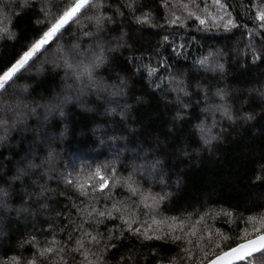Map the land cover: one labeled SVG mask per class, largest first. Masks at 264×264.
Segmentation results:
<instances>
[{"label":"snow or ice","instance_id":"1","mask_svg":"<svg viewBox=\"0 0 264 264\" xmlns=\"http://www.w3.org/2000/svg\"><path fill=\"white\" fill-rule=\"evenodd\" d=\"M36 4H39L38 11ZM212 4L217 12H207L203 17L191 10L196 0H188L182 7L188 17H195L198 31L222 28L225 32H232L233 29L241 28L249 38L258 37L259 47L251 42L246 47L250 49L253 64L264 62V3L252 0L248 6L249 12L256 9L255 15L251 17L255 25L253 28L237 23L228 0H212ZM160 6L170 7L168 0H160ZM24 11L36 13L35 24L39 26L38 30L31 39L15 48L9 57L0 59V146L11 145L13 133L17 137L15 145L9 149L11 155H0V252H3L0 264H264V204H256L247 209L249 214L246 217L241 214L243 222L251 225L250 230L248 227L237 228L239 235L232 237L217 229L215 234L207 231L206 238L201 237L202 243L189 240L188 243L197 247L198 252L191 248H181L183 256L178 253L167 260L156 247H151L146 255L140 252L139 248L144 247L145 242H167L170 239L175 244L183 239L175 234L172 225L152 229L140 220L141 214L157 212L159 204L171 195L170 192H161L145 197L143 185L135 179L145 174H159L160 184L167 186L162 176L163 160L156 155L148 159L149 153L163 154L165 149L159 144L145 149L142 162L134 163L126 177L119 175L117 162L120 154L124 151L135 154L142 145L129 149L128 145L132 141L125 135L109 137L113 142L125 141L124 146L114 153L113 160L95 165L81 162L77 166L73 159L61 167L60 153L52 146L54 137L49 135L47 127L49 117L58 115L66 118L65 109L71 102H76L87 111L96 110L82 102L88 96L96 97L98 107L104 108V115H119L120 121L116 122V126L122 131L127 130L123 125L129 105L121 104L120 100L126 99L129 94L128 79L119 72L114 76L111 72L108 76L100 75V70L112 63L109 53L124 47L122 42L128 35L121 31L119 37H111L108 26L115 23L116 17L122 20L127 18L130 26L148 25L161 29L165 26H185L184 20L171 11L170 18H165L162 24H156L154 11L146 7L144 0H0V14L16 16ZM3 18L0 15V20ZM0 32L9 39L17 38V33L8 27L0 28ZM112 39H116L117 43L112 44ZM163 40L168 41L169 37L166 35ZM183 47V44L172 42L176 55L182 53ZM49 50H52L51 53ZM248 54L247 51L241 53L242 56ZM222 56H226L222 50L209 51L194 61V66L223 74L225 64L217 59ZM128 60L130 63L137 62L135 72L145 73L146 83L154 92L163 91L167 85L166 94L161 98L166 104L175 103L179 106L176 120H182L193 103L203 105L200 113L212 117L210 125L206 119H200L194 126L203 144L209 145L218 138L212 132L216 126L217 113L228 120L234 121L237 118L233 105L229 103L227 89L214 87L211 81L197 80L193 84L177 77L167 57L157 55L155 67L152 66L151 55H132ZM145 60L147 64L143 63ZM45 65L63 70L62 88L42 97V103L26 102L22 94L28 91L30 85L19 81L22 78L30 79L33 73L40 74ZM157 76L159 80L154 83ZM250 91H259L261 97H264V85ZM171 94L174 96L169 100L168 95ZM193 96L199 99L192 101ZM136 99L139 101L141 98ZM185 99L190 103H185ZM213 100L218 102L213 103ZM30 118L34 120L33 123H29ZM241 118L250 120L252 116L243 113ZM112 130L116 131V127ZM66 131L67 125L60 131V138H63ZM104 142L102 139L101 144ZM4 161L12 167L8 168ZM9 172L12 174L9 175ZM256 179L264 182V177L257 176ZM16 181H20L19 188L15 185ZM49 181L56 182L58 187L62 183L66 190L59 191L58 188L50 187ZM117 187H127L132 196L140 197V203L132 201L129 204L125 200L115 199L112 190ZM69 188L71 194L67 193ZM54 196L69 201L67 211L55 212L57 219L63 218L67 223L57 225L55 220L46 219L42 222L46 228H38L33 223L26 238L18 239L14 246L10 228L12 218L6 214L14 211L17 219L31 216L33 220H38L42 213L54 211L50 208ZM261 198L264 199V196ZM127 199L131 200V197ZM14 200H19L20 205L16 206ZM146 200H151L152 204L144 202ZM101 204L103 207H98ZM171 219L175 221L177 218ZM157 223L163 225L164 222ZM180 223L183 224V221ZM45 232L51 235V239L46 236L41 243L39 235ZM58 234H65V238L57 239ZM229 241L232 243L225 250ZM25 252L28 254L24 255ZM116 253H119L118 258L110 259Z\"/></svg>","mask_w":264,"mask_h":264},{"label":"trees","instance_id":"2","mask_svg":"<svg viewBox=\"0 0 264 264\" xmlns=\"http://www.w3.org/2000/svg\"><path fill=\"white\" fill-rule=\"evenodd\" d=\"M168 2L170 7L163 8L160 6V0H144L146 7L154 11L156 24H162L165 18H170V12L174 11L184 20L185 26H165L163 29L148 25L130 26L127 18L122 20L120 17H116L115 23L108 26L113 38L119 37L121 31L128 33L122 42L124 47L109 53L112 63L100 70V75L103 76H108L109 72L114 76L116 72H119L128 79L129 94L126 99L120 100L121 104L129 105L123 125L126 131L116 126V122L120 121L119 115L113 117L103 114L104 108L98 107L95 96L85 97L82 102L96 110L87 111L80 108L76 102H71L65 109L66 118L57 115L49 117L47 121L49 135L54 137L52 146L60 153L61 167L73 159L76 160L77 166L81 162L95 165L113 160L114 153L123 148L125 143V141L113 142L108 139L114 135L127 136L132 141L128 145L129 149L142 145L135 154L132 151H124L120 154L117 167L122 177H126L129 171H132L134 163L142 162L145 149L154 148L157 144L165 149L163 154L149 153L148 159L156 155L163 160L162 176L167 186L160 184L161 175L159 174H145L142 178L136 176L135 179L143 185L145 197L161 192L171 193L159 204L157 212L151 215H140V220L146 226L155 229L172 225L175 228V234L183 237L175 244L170 239L167 242L154 240L145 242L144 247L139 248L140 252L146 255L151 247H156L166 260L177 256L178 253L183 256L181 248H191L194 252H198V248L188 241L202 243L201 237L206 238L207 231L215 234L219 229L224 235L235 237L239 235L237 228L248 227L250 230L251 225L243 222L241 214L246 217L249 214L247 209L253 208L256 204H264V199L261 198L264 196V186H262L264 182L256 179L257 176L264 177V171H262L264 167V97H261L259 91H250L253 88L260 89L264 85V62L258 61L253 64L250 49L246 47L250 42L259 47L260 40L258 37L249 38L241 28L233 29L232 32H225L222 28L198 31L199 25L195 17H188L187 11L182 7V4L188 3V0H168ZM259 2L264 3V0ZM228 3L232 5L233 16L238 24H247L249 28L255 27L251 17L255 15L256 9L248 11L252 0H228ZM205 4H207V10H205ZM35 8L38 11L39 4H36ZM16 9L19 10V5ZM191 10L197 11V14L202 17L207 15V12H217L212 0H196V5ZM0 15L4 16L0 20V28L8 27L10 31L17 33L16 39H9L0 32V36L3 37L0 39V59H2L9 57L15 48L31 39L39 26L35 24L37 15L33 11H24L16 16ZM166 35L169 37L168 41L163 40ZM173 41L184 45L180 55L173 52ZM111 43H117L116 39H112ZM216 50H222L226 54L217 58L225 64L223 74L218 71H205L194 66V61L209 51ZM51 51L49 50L50 53ZM246 51L249 54L242 56L241 53ZM141 54L152 56L153 67H155L157 55L167 57L168 63L173 67L174 75L188 82L194 84L197 80L211 81L214 87L227 89L229 103L233 105V112L237 118L234 121L228 120L221 118L217 113L216 126L212 132L218 138L209 145L203 144L194 126L200 119H206L210 125L211 115L205 117L200 113L203 105L193 103L186 110L184 118L176 120V111L179 106L175 103L166 104L161 98L166 94L167 85L163 91L154 92L146 83L145 73L135 72L137 62H129L128 57ZM143 63L147 64L148 61L145 60ZM63 75L62 69L45 65L40 74L33 73L30 79L22 78L19 81V83L30 85L28 91L22 94V98L26 102L42 103V97L49 95L53 90L59 91L62 88ZM158 80L159 76L155 77L153 82ZM173 96L174 94L168 95V99L172 100ZM137 97L141 99L137 101ZM191 99L195 101L199 97L193 96ZM184 102L190 103L188 99ZM38 111L43 112L42 109ZM243 113L250 114L252 119L241 118ZM33 122L34 120L30 118L29 123ZM65 125H67V131L63 138H60L59 133ZM113 127H116V131L112 130ZM16 138V134L13 133L11 145L0 146V155L3 157L11 155L9 149L15 145ZM102 139L105 141L103 144H101ZM4 163L8 168L12 167L7 161ZM68 170L71 171V168ZM11 174L9 172V175ZM81 182L84 181L81 180ZM25 183L27 184V181ZM15 185L19 188L20 181H16ZM49 186L58 188L59 191L66 190L62 183L58 187L56 182L49 181ZM112 191L117 200H125L129 204L132 201L140 203V197L132 196L127 187H117ZM67 193L71 194L70 188L67 189ZM128 197H131V200H128ZM13 202L16 206L20 205L19 200ZM144 202L152 204L151 200ZM66 206L70 207L69 201L63 197L54 196L50 204V208L54 211L42 213L38 220H33L31 216H21L17 219L14 211L6 214L12 218L10 228L13 245L15 246L18 239L26 238L33 223H36L38 228H46V225L42 223L46 219L55 220L57 225L67 223L63 218L55 217L56 211H67ZM98 207L102 208L103 205ZM141 208H143L142 204ZM186 214L191 215L186 216ZM171 217L177 219L173 221ZM159 221H163V225L158 224ZM181 221L183 224L180 223ZM46 236L51 239V235L46 232L39 235L41 243ZM64 238L65 234L57 235V239ZM231 243L229 241L225 245V250ZM11 254L10 250L9 255ZM27 254V252L24 253V255ZM0 256H3V252H0ZM118 256L119 253H116L110 259L115 260Z\"/></svg>","mask_w":264,"mask_h":264}]
</instances>
